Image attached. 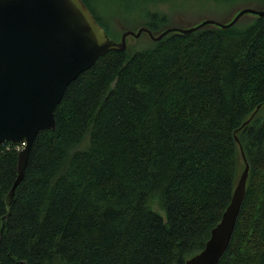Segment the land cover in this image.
<instances>
[{
  "label": "trees",
  "instance_id": "16d2710c",
  "mask_svg": "<svg viewBox=\"0 0 264 264\" xmlns=\"http://www.w3.org/2000/svg\"><path fill=\"white\" fill-rule=\"evenodd\" d=\"M82 1L119 41L115 25L161 33L173 0ZM261 109L264 17L104 54L66 88L9 201L20 149L0 144V264H185L231 200L240 147L245 198L218 264H264Z\"/></svg>",
  "mask_w": 264,
  "mask_h": 264
},
{
  "label": "water",
  "instance_id": "95a60500",
  "mask_svg": "<svg viewBox=\"0 0 264 264\" xmlns=\"http://www.w3.org/2000/svg\"><path fill=\"white\" fill-rule=\"evenodd\" d=\"M246 15L264 17V9L241 8L227 23L206 19L186 29L166 28L157 36L140 27L124 31L115 41L107 36L82 0H0V144L22 146L7 200L12 199L24 178L37 134L55 130V109L66 88L99 57L110 51H125L129 36L138 38L144 33L156 42L170 33L190 34L209 25L227 29ZM240 154L244 169L231 200L204 248L185 264H218L226 252L248 178L249 166L242 147Z\"/></svg>",
  "mask_w": 264,
  "mask_h": 264
},
{
  "label": "rangeland",
  "instance_id": "374dc122",
  "mask_svg": "<svg viewBox=\"0 0 264 264\" xmlns=\"http://www.w3.org/2000/svg\"><path fill=\"white\" fill-rule=\"evenodd\" d=\"M217 5L218 4H214L213 2H206L202 0H173L172 2L162 7L163 12L168 17V24L166 25V28L178 27L186 29L195 26L202 20L206 19H212L220 23H225L229 21L235 15V13L239 9H241V7H243L240 5H222L221 7ZM109 7L111 11L120 13L122 15L125 14V12L123 13L124 8L120 5H110ZM246 7L247 6H245V8ZM250 19L251 15L242 17V20H244V22H247ZM116 26L120 29V33L122 32V29H126V31H136L138 28L143 27L141 26V24L129 26L126 28H123L119 25H115V27ZM122 33L120 34V37ZM149 42V37L143 34L138 38H133L131 36L126 38V46L132 49L145 47ZM259 114L263 115L264 109H261L259 111ZM151 206L155 210V212L164 217L163 212L158 209L156 204H152Z\"/></svg>",
  "mask_w": 264,
  "mask_h": 264
}]
</instances>
